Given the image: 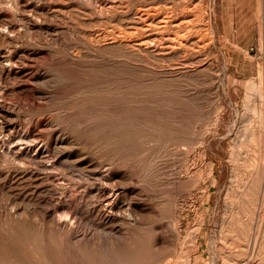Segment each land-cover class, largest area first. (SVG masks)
<instances>
[{"label":"rangeland","instance_id":"1","mask_svg":"<svg viewBox=\"0 0 264 264\" xmlns=\"http://www.w3.org/2000/svg\"><path fill=\"white\" fill-rule=\"evenodd\" d=\"M174 1L180 3L182 7V5L185 4V1H188V0H181V1L174 0ZM111 2L119 4V2H122V0H111ZM198 3H202L204 7V11L208 13V18L209 20H211L214 32H216L217 37L215 36L213 40L214 42L210 45V47L209 46L207 47V50H206L207 53L205 54L209 58V64L211 66L205 65L206 67L203 66L201 68L202 71L201 69L198 71L194 70L190 72L189 75L184 76V77L182 76V78L185 81L179 80L181 79V77L180 78L179 77L169 78L168 75H163V74L162 75L164 77L162 75H156V76L150 75L149 73L140 74L139 72L134 71L132 69L131 63L124 62L125 64H123V62L118 63L113 60H106V62L108 61L107 63L102 62L98 64V66L97 64L94 66H91L92 68L91 67L90 68L89 67L76 68L74 66H71L73 70L69 67L71 69L70 70L68 67L66 68L64 67L65 69H62V72L65 70L64 72H66L67 74L63 72L65 74L64 76V74L60 72L58 74L59 75L58 77H60L61 80L59 79V82H56L55 84L56 86H53V87L33 83L31 80V77L34 75L37 69H29V68L24 70L25 73L24 71L21 73V75L18 78L19 80L17 82L15 81V79H12L9 82L10 87H17V86L19 87V93L21 96L24 97L27 95L26 97H24V99L29 98L31 100V98H33L34 100L36 98L35 102L37 101L35 104L33 100L32 102L28 99H27L28 101L25 100L26 106H27L26 107L22 105L18 101V99L14 98L13 96H6L7 98L0 97V106H2L4 110H7L8 118L12 122L13 121L14 123L16 122L18 126L22 124L23 127H20V126L19 127L22 129H25L26 126L31 122V120L36 121L37 119H40V118L50 119L52 117L58 116L59 120L61 119L60 122L64 125L83 124L86 121L87 127H84V129H82L81 134L83 136L88 137L89 142L84 143L81 141L80 143L81 145L78 144L74 146L73 148H71L73 149L71 151L79 153L78 150H81L80 151L82 152L81 155L79 153L80 157L79 156L77 157L79 158L80 161H82L83 165H86L90 162L94 164L97 162H101L103 163V165L107 167L108 165L106 164L108 163L117 176L123 177V178L126 177L124 178V181L125 179L127 180L125 182L126 183L125 186L124 185L121 186V188L124 189V192H125L124 200L126 198L127 202H131L133 206L135 203L136 204L135 210L136 211L140 210L143 213L138 212L139 213L138 214L136 213L134 209H132V212H128L129 215L131 213V217H130L131 221L128 219H127L128 222H126L127 220L126 221L124 220L114 221L116 226H114L115 224L113 222L106 223L101 215L100 206H99V199H100V193H101L100 189L102 190V188L104 187V184H106L102 178V175L98 173L97 175L95 171H94L95 174H93L94 172L92 173L89 171L87 172V170L68 171V170H64V168H61L62 166L61 167L57 166V168L55 169V172L61 175H64V173L67 174V178L70 180V182L74 183L72 187V186L60 185L59 182H56L57 180L52 178V175L46 169L44 170L43 168L42 170V167L40 168V167L33 166L34 168L31 167L25 172L27 173L28 171L32 170L34 171L32 173L33 176L27 177L25 180H23L20 183V181H17L16 175L18 173H22L23 170L17 165L5 162L3 158L0 156V207L3 204V206L5 205L4 207L8 208L6 209L3 206H2L3 208L2 207L0 208V229H1L0 236L2 233L3 235H5V237L1 236L2 239L5 241V243L0 237V252H1L0 256L2 257V258L0 257V264H5V262L6 264H20V262L19 263L17 262L20 260H21V263L23 264H29V263L30 264H45V263L46 264H51V263L52 264L54 263L55 264H101V263L102 264H136V263L137 264H148V263L149 264H176L177 262H178L177 264H182V263L183 264H246V263L247 264H264V253H263L264 252V228H263L264 227V187H263L264 186V0H200L199 2H197V4ZM64 4L65 3H62V2L55 4L57 10L59 12L62 11L61 14L62 15L64 14V15H63L62 20H55V21L53 20V22L51 21L52 23L48 21H44V22L38 21L37 22L34 19H32V21H29L27 19V16L25 17L26 14H24L23 12L21 14L20 13L21 11H18V13H16L8 5L2 6L1 12L5 11L3 12L5 13L3 18L15 20L19 26L22 25L20 26L19 35L18 34L15 35L14 38L21 42H26V43L31 42L32 44H28V47L32 48L34 47L35 43L41 40L43 41L45 39H48L50 36L49 35L50 32L52 30H56V28H58L56 31L61 30L60 31L62 32L61 35L66 36V38H69L71 34H72L71 36H73L74 33H75L74 34L75 36L85 37V34L87 32L88 34H86V37L90 36L93 30L95 31L97 28L104 26L103 23H108V21H113V19L110 16H112V14L118 13L121 10V7L118 5L114 8H109L108 6L101 7L98 4H95L94 8L91 9V8H84L78 5L77 3H73V2L67 3L65 5ZM68 5H70V7ZM107 8H108V11H107ZM106 13H109V14H106ZM208 18H206L207 21H208ZM65 19L68 20L69 22L67 23ZM75 24L76 26L78 25V27H76ZM80 25L81 26L83 25V26L81 27ZM78 30L80 31L82 30L83 32L82 31L80 32ZM32 36H34V38ZM35 37L36 39L38 38V41L35 39ZM119 66H122V67L120 68ZM105 68L111 72H108ZM99 69H101L103 73L101 70H100L101 72H99L98 71ZM113 69L114 70L116 69L118 72L117 71L115 72ZM210 69L213 71L210 72ZM206 70H209V71H206ZM86 71L91 72V74L92 73L94 74L89 75L88 72ZM215 71L216 73H214ZM29 73L31 77H29ZM72 73L73 75H71ZM125 73H131V75L125 74ZM96 74H99V75H96ZM102 74H105V75H102ZM78 75H80L79 77L83 75V77L79 78ZM118 75H121L122 78ZM195 75L197 76L198 81L199 79H202V81L204 82L203 85L201 84L203 83L201 82V80H200L201 83L195 80L196 78ZM67 76H69L68 77L69 80H67ZM93 78H94V81H93ZM100 78L102 80L101 84L100 82H98L100 81ZM103 78L106 80H104ZM157 78L158 79L161 78V79L158 80ZM208 78H209V81H207ZM90 79L92 80L91 83L92 84L94 83L93 85L87 82ZM167 79L170 81H167ZM214 79L219 80V81H214ZM75 81L76 82L78 81V82L75 84L74 83ZM194 81H195V84H194ZM66 82L68 84H66ZM184 82H185V85H184ZM190 83H193V84H190ZM215 83L216 85L217 83L219 85L216 86ZM88 84H90V87L87 86ZM4 85L5 83L1 80V77H0V88L3 89ZM73 85H75V87H73ZM144 85L146 86L148 85V87L146 88L144 87ZM118 87H124V88L121 89ZM194 87L195 88L198 87V88L195 89ZM55 88H56V91H55ZM151 91H153L154 93L153 92L151 93ZM187 91L188 93L185 94V92ZM47 92L52 93L54 95L53 97L54 100L52 99L50 103L48 100L42 99L43 97L42 95H44ZM82 92H84L83 95H82ZM123 92L125 95H123ZM213 92H215L216 94L218 93L217 94L218 96L215 95V93ZM135 93L137 94L136 95L137 98L134 97ZM64 94L65 95L67 94L68 96L67 95L65 96ZM170 94L171 95L174 94V95L170 96ZM194 94H196V96ZM118 95L120 96L121 99L119 98ZM193 95L195 96L194 98H192ZM69 96H71V98L73 96L75 98L76 96H78L79 99L78 98L77 99L79 101L77 99H74L73 97V99L75 100L74 101L73 99L68 98ZM115 96H117L118 99ZM164 96L167 97L169 100H167V98H164ZM212 96H213V100L211 99ZM11 97L15 101L17 100L18 102L17 101L15 102ZM196 97L198 98V100ZM115 98L116 100L115 102H113ZM122 98L125 100V102L123 101ZM63 99L64 101L66 102L68 101V102L67 103L62 102ZM69 99H71L73 103L70 102L71 100ZM110 99H113V100H110ZM142 99H143V102H142ZM84 101H86V103ZM117 101L118 103L121 102L119 103L121 105L120 107ZM122 101L124 102V104L122 103ZM193 101L194 103H192ZM112 102L114 104H112ZM74 103L76 106L74 105ZM115 103L117 104V106ZM184 103H186L187 105ZM195 103L198 106L194 107ZM38 104H40V106ZM70 104L74 106H71ZM141 104H144V105H141ZM181 104H184V105H181ZM17 105H19L20 107ZM37 105L39 107H42L43 109H40ZM41 105H44V107ZM56 105H58V107ZM62 105H65V106H62ZM85 105H88V106L86 107ZM114 105L118 108H114ZM174 105L175 107H178V108H174ZM49 106L52 108H50ZM161 106H164V107L162 108ZM165 106H167L168 110ZM74 107H76L77 109ZM151 107H154V108H151ZM32 108L34 111L37 110L39 113L32 112L33 111ZM45 108L48 110L47 113L45 112ZM53 108H56V109H53ZM173 108L175 110H173ZM29 109H31V111ZM75 109H76V112H75ZM89 109H92V110L89 111L88 113L87 111ZM153 109L154 110L156 109L159 112V114L157 111H154ZM61 110L63 111L62 114H61L62 112ZM160 111H162L161 114H160ZM109 112H112V113H109ZM164 112L166 113V115ZM121 113L124 115L122 116ZM177 113L179 114L177 115ZM47 116L48 118H46ZM171 116L174 118H172ZM181 116L183 117L181 118ZM63 119H64V122H63ZM211 119H214V121ZM105 120H107L108 122H106ZM113 122H115L116 124ZM119 122L122 123V125L125 128L123 129L124 131L122 130L123 132L119 131V127H118L120 125ZM100 123H101V126H100ZM141 123L143 124V128H142ZM109 127H111L112 129H110ZM140 128L142 129L140 130ZM126 129L128 133L127 131H125ZM115 132L116 133L120 132L121 136H124L123 135L124 133H126V135L131 133V136H129V139L125 142H122V143L118 142L119 144L118 143L112 144L113 145V146L111 145L112 148L110 147V145L106 146V144L108 143V140L110 141L111 137L113 138L112 134H114ZM142 132H144L145 134ZM167 132L169 133V136L163 135V133L166 134ZM174 132H175V136L173 137L171 135H173ZM182 132H184L183 133L184 136ZM108 133H111V134H108ZM100 134L102 135L103 138L101 137ZM176 134H180V137L181 135L182 137L180 138L179 135L176 136ZM107 136L108 138L109 137L110 138L108 139ZM155 136H159L157 137L156 142L151 141L152 138H156ZM167 137H170V138H167ZM183 137L186 139V141L185 139H183ZM100 141L101 142L104 141L102 142L103 144ZM98 142H100V144H98ZM92 143L94 146L92 145ZM170 144H171V147H170ZM122 145L124 147H122ZM172 145H175L176 147ZM183 146H185L186 148ZM178 147L180 149H178ZM182 147H183V151L181 149ZM174 148L177 150H175ZM103 150L105 151V153ZM180 151H182V153ZM1 159L3 161H1ZM104 161H105V164H104ZM153 161H155V163ZM151 168L152 169L154 168V169L152 170ZM56 170L59 172H57ZM147 174L148 176H146ZM36 175H38L39 177ZM44 177H48V178L44 179ZM78 177L80 178L82 177V178L79 179ZM233 177H235V179ZM5 178L7 182L5 181ZM130 178L132 180H129ZM25 184L26 186H24ZM36 185L37 187H34ZM14 186L16 187L14 188ZM98 187H100L99 191H98ZM41 190L43 193L40 192ZM137 195H139V197H137ZM154 197L156 198L158 197L159 199L158 198L156 199ZM11 199H13L14 201ZM57 199H60V200L62 199V200L60 202V200H57ZM174 199H175V202H174ZM54 202H57V203H54ZM49 203L51 204L54 203V204L49 205ZM30 204L31 206H29ZM42 204H45V205L43 206ZM70 207L72 208L70 209ZM66 208L68 209V213L71 212L68 215H70V221L72 220L73 224L70 221H69V224H67L66 222L64 223L59 220V217H60L59 214L63 216V213L64 214L67 213ZM29 210H30V213H29ZM169 210L171 211L172 214L170 213ZM44 212L46 213L44 214ZM11 213H13L14 215ZM144 215L145 216L147 215V216L145 217ZM170 215H172L173 217H171ZM44 216L45 217L48 216V217L45 218ZM25 217L28 218V220L25 219ZM80 217H82V219ZM98 217L102 220H100ZM83 218H86V220ZM259 218L263 221H261ZM49 219H51L52 222L49 221ZM40 221L42 224L40 223ZM129 222L131 226H128L129 224L127 223ZM34 223H37V225H35ZM121 223H123L124 225ZM11 224L13 227H11ZM78 224L80 226H78ZM136 224L140 225L138 226L139 228L136 227ZM43 225L44 226L46 225L45 228L43 227ZM100 225L102 226V228ZM158 226H160V228H162L163 226V228L160 229ZM259 227H261L262 229H260ZM6 229H8V231ZM103 229L104 230L106 229L105 231L106 232L108 231V232L106 233L104 231L103 233ZM109 229H111L112 232ZM32 230L35 232V234H33ZM51 230H54V231L51 232ZM173 230L174 232L175 231L176 232L174 233ZM110 232L111 234L108 235ZM172 232L175 234V235L173 234L174 236H172L171 234ZM46 233L49 235L47 236ZM19 234L20 236H17ZM40 234H42V236L45 235V238L42 237ZM115 234L116 236L118 235L119 237L118 236L115 237ZM255 234L258 236H255ZM74 235H76L75 237L77 236L78 237L75 238L73 237ZM112 235H114V237ZM109 236H112L113 238L111 239V237ZM122 236L124 240L121 238ZM25 237L27 240L25 239ZM47 237L48 238L50 237V238L48 239ZM104 237L105 238L108 237V238L104 240L105 239ZM34 238H36L37 240H35ZM42 238H44V240ZM46 238L48 241L46 240ZM19 239L20 240L22 239V240L20 241ZM109 239H111L112 241H110ZM175 239L176 241L178 240V242H176ZM10 241H12L14 246L12 244L11 245L15 247L14 249L10 245L11 243ZM162 241H165V244ZM170 241L172 242L171 244H170ZM15 242H17V246H15L16 245ZM25 242L28 244L27 246L26 245L24 246L23 243ZM54 242H56L57 244H55ZM157 243L159 245H156ZM166 243H169L170 246ZM20 245L24 246L26 250L24 249V247H21ZM102 247L105 250H103ZM4 248H5V251L7 250V252L3 251ZM32 248L35 250H33ZM149 248L150 249L152 248V250H150ZM18 250H20V253L18 252ZM83 250L86 251V253ZM14 251L15 253H13ZM44 251L46 253H44ZM51 251L54 253H52ZM150 251H153V252H150ZM33 252L35 253V256L39 258L37 259L40 261H37V259L33 255L34 254ZM88 252H90L91 254H89ZM7 253H9V255L10 256L12 255V256L9 257ZM14 254H15V257H14ZM32 255L35 260L33 258L32 259L29 258V257H32ZM17 256L20 257V259ZM45 256L47 258L49 257V259H46ZM103 256H105V259ZM156 256L158 257L156 258ZM86 257H88V259ZM9 258L11 259L7 260ZM12 258L14 259L13 261H12ZM136 258H138L139 261ZM15 259H18V260H15ZM47 260H49L48 261L49 263L47 262ZM132 260H134V262L136 263H132L133 262ZM162 260L164 263L162 262Z\"/></svg>","mask_w":264,"mask_h":264},{"label":"bare ground","instance_id":"2","mask_svg":"<svg viewBox=\"0 0 264 264\" xmlns=\"http://www.w3.org/2000/svg\"><path fill=\"white\" fill-rule=\"evenodd\" d=\"M76 1V2H75ZM181 1V0H180ZM200 1V0H199ZM198 0H188L185 1V4L182 5L175 2L174 0H122V2H119V4L113 3L111 2V0H0V77L1 80L5 83L3 89L0 90V97H6V96H13L14 98H17L18 101L26 106V102L25 100H30L29 98L24 99V97L26 96H21L19 93V87H10L9 86V82L12 79H15V81L17 82L19 79V76L21 75V73L29 68V69H37L36 72L34 73V75L31 77L30 73H29V77H31V80L33 83L36 84H40V85H47V86H56V82H59L60 77H58L59 73L62 72V69H65L66 67H70L72 69L71 66H74L76 68L78 67H91L97 64H100L102 62H106V60H113L116 61L118 63H122L125 64L126 63H131L132 65V69L134 71L139 72L140 74L142 73H149L150 75H168L169 78L170 77H181V79L179 80H184L182 78V76H187L189 75L190 72L194 71V70H200L203 66L206 67L205 65H209V58L205 55L207 52V47L214 42V38L216 36V32H214L213 29V25L211 23V20H209L208 18V13L206 11H204V7L202 5V3H198ZM77 3L78 5L84 7V8H94L95 4H98L101 7L104 6H108L109 8H114L117 5L121 7V10L118 13L112 14V16H110L113 21H108V23H103L104 26L97 28L95 31L93 30L92 33L90 34V36L86 37V34H88L86 32L85 37H79V36H75L73 34V36L70 35L69 38H66V36H62L60 32L61 30L56 31L58 28H56V30H52L50 32V36L48 39L45 40H41L37 43L34 44V47L30 48L28 47V44H32L31 42H21L16 40L14 37L15 35H19L20 33V26L22 25H18L17 22L15 20L12 19H7V18H3L4 14L1 9L2 6L4 5H8L12 8V10H14L16 13H18V11H21L20 13L22 14V12L25 15V17L27 16V19L29 21H32V19H34L35 21H48V22H53V20H62L63 19V15L61 14V12H59L56 8L57 3ZM118 3V2H117ZM184 3V2H183ZM64 4V5H65ZM63 5V6H64ZM70 7V5H68ZM73 6V5H72ZM65 7V6H64ZM97 8V7H96ZM118 8V7H117ZM116 8V9H117ZM65 9V8H64ZM70 9V8H69ZM68 10V9H67ZM76 11V10H74ZM102 11V10H101ZM108 11V8H107ZM14 12V13H15ZM72 12V11H71ZM113 12V11H112ZM111 12V13H112ZM10 13V12H9ZM75 14V13H74ZM109 14V13H106ZM10 15V14H9ZM67 15V14H66ZM73 15V14H72ZM8 16V15H6ZM22 16V15H21ZM107 16V15H105ZM79 17V16H78ZM206 18H208V21L206 20ZM99 19V18H98ZM66 20V19H65ZM67 23L69 22L68 20H66ZM83 21V20H82ZM91 21V20H90ZM36 22V23H37ZM51 22V23H52ZM85 22V21H84ZM214 23V22H213ZM26 24V23H25ZM29 24V22H28ZM38 24V23H37ZM43 24V23H41ZM74 24V23H73ZM77 24V23H76ZM75 24V26H76ZM52 25V24H51ZM27 26V25H26ZM30 26V25H29ZM32 26V25H31ZM36 26V25H35ZM46 26V25H45ZM50 26V25H49ZM56 26V25H55ZM81 26V25H80ZM83 26V25H82ZM81 26V27H82ZM99 26V25H98ZM43 27V26H42ZM78 27V25L76 26ZM45 28V27H44ZM63 28V27H62ZM215 28V27H214ZM40 29V28H39ZM66 29V28H65ZM76 29V28H75ZM46 30V29H45ZM69 30V29H68ZM67 30V31H68ZM85 30V29H83ZM91 30V29H90ZM31 31V30H30ZM64 31V30H63ZM75 31V30H74ZM80 31V30H78ZM82 31V30H81ZM80 31V32H81ZM27 32V31H26ZM42 32V30H41ZM83 32V31H82ZM64 33V32H63ZM79 33V32H77ZM81 34V33H80ZM214 34V35H213ZM78 35V34H77ZM20 37V36H18ZM17 37V38H18ZM34 38V36H32ZM68 37V36H67ZM217 37V36H216ZM31 38V37H29ZM36 39V37H35ZM40 39V38H39ZM43 39V38H42ZM23 40V39H22ZM38 41V38L36 39ZM35 40V41H36ZM32 41V40H31ZM212 48V47H211ZM210 49V48H209ZM211 50V49H210ZM209 50V51H210ZM209 53V52H208ZM216 54V53H215ZM43 59V60H42ZM220 60V59H219ZM108 62V61H107ZM106 62V63H107ZM110 64V63H109ZM227 64V63H226ZM117 65V64H116ZM208 66V67H209ZM227 66V65H226ZM65 67V68H64ZM111 67V66H110ZM120 68L122 66H119ZM118 67V68H119ZM128 67V66H127ZM125 67V68H127ZM69 68V69H70ZM92 68V67H91ZM114 68V67H112ZM117 68V69H118ZM210 68V67H209ZM212 68V67H211ZM70 69V70H71ZM106 69V68H105ZM111 69V68H110ZM129 69V68H127ZM206 69V68H205ZM68 70V69H67ZM69 70V71H70ZM73 70V69H72ZM78 70V69H77ZM101 69H99L98 71H100ZM104 70V69H103ZM107 70V69H106ZM114 70V69H113ZM124 70V69H123ZM132 70V71H133ZM65 71V70H64ZM63 71V72H64ZM108 71V70H107ZM106 71V72H107ZM115 72L117 71L116 69L114 70ZM120 71V70H119ZM202 71V69H201ZM209 71V70H206ZM213 70L210 69V72H212ZM62 72V73H63ZM74 72V71H72ZM78 72V71H77ZM88 72V71H86ZM95 72V71H94ZM111 72V71H108ZM118 72V71H117ZM25 73V71H24ZM66 73V72H64ZM63 73V74H64ZM83 73V72H82ZM103 73V71H102ZM120 73V72H119ZM197 73V72H196ZM216 73V71L214 72ZM224 73V72H223ZM67 74V73H66ZM78 74V73H77ZM89 75H92L94 73L91 74V72H88ZM125 74H129L131 75V73H125ZM135 74V73H133ZM194 74V73H193ZM198 74V73H197ZM202 74V73H201ZM73 75V73L71 74ZM76 75V73H75ZM74 75V76H75ZM99 75V74H96ZM105 75V74H102ZM111 75V74H110ZM114 75V74H112ZM139 75V74H138ZM162 75V76H163ZM211 75V73H210ZM215 75V74H213ZM23 76V75H22ZM21 76V77H22ZM65 76V74H64ZM72 76V77H74ZM80 75H78L79 77ZM101 76V75H100ZM117 76V75H116ZM121 77V75H118ZM140 76V75H139ZM196 76V75H195ZM194 76V77H195ZM28 77V75H27ZM69 76H67V80ZM83 77V75L81 76ZM79 77V78H81ZM95 77V76H93ZM104 77V76H102ZM101 77V78H102ZM115 77V76H114ZM158 77V76H157ZM160 77V76H159ZM164 77V76H163ZM193 77V76H192ZM199 77V76H198ZM62 78V77H61ZM92 78V77H91ZM101 78H100V84H101ZM116 78V77H115ZM122 78V77H121ZM120 78V79H121ZM125 78V77H124ZM129 78V77H128ZM132 78V77H131ZM136 78V77H135ZM139 78V77H137ZM151 78V77H150ZM162 78V77H161ZM159 78V79H161ZM188 78V77H186ZM185 78V79H186ZM197 78V76H196ZM195 80L198 81V78ZM214 78V77H213ZM220 78V77H219ZM30 79V78H28ZM97 79V78H96ZM99 79V77H98ZM104 79V78H103ZM112 79V78H111ZM127 79V78H126ZM148 79V78H147ZM152 79V78H151ZM158 79V78H157ZM158 79V80H159ZM164 79V78H163ZM174 79V78H173ZM190 79V78H189ZM212 79V78H211ZM61 80V79H60ZM75 80V79H74ZM86 80V79H85ZM106 80V79H104ZM109 80V79H108ZM115 80V79H114ZM123 80V79H122ZM133 80V79H132ZM131 80V81H132ZM157 80V81H158ZM175 80V79H174ZM173 80V81H174ZM194 80V79H193ZM192 80V81H193ZM203 82L202 79H199L198 82ZM204 80V79H203ZM23 81V80H22ZM30 81V80H29ZM28 81V82H29ZM82 81V80H81ZM91 79L87 82L91 83ZM94 81V78H93ZM134 81V80H133ZM136 81V80H135ZM143 81V80H142ZM149 81V80H148ZM155 81V80H154ZM166 81V79H165ZM167 81H170L167 79ZM185 81V80H184ZM196 81V82H197ZM207 81H209V78L207 79ZM214 81H219V80H215ZM13 82V81H12ZM11 82V83H12ZM78 82V81H77ZM76 81L74 82L75 84L77 83ZM86 82V81H85ZM86 82V83H87ZM140 82V81H139ZM147 82V81H146ZM156 82V81H155ZM182 82V81H181ZM191 82V81H189ZM200 82V83H201ZM20 83V82H19ZM97 83V82H96ZM142 83V82H141ZM187 83V81H186ZM198 83V84H200ZM21 84V83H20ZM66 84H68L66 82ZM90 84H88L87 86L90 87ZM94 84V83H93ZM92 84V85H93ZM103 84V83H102ZM108 84V83H106ZM152 84V83H151ZM150 84V85H151ZM161 84V83H160ZM182 84V83H181ZM193 84V83H190ZM195 84V81H194ZM202 85L204 84L201 83ZM63 85V84H62ZM72 85V84H71ZM82 85V83H81ZM97 85V84H95ZM136 85V84H135ZM138 85V84H137ZM169 85V83H168ZM175 85V84H174ZM183 85V84H182ZM185 85V82H184ZM183 85V86H184ZM188 85V84H187ZM201 85V86H202ZM216 85V83H215ZM219 84L217 83L216 86H218ZM20 86V85H19ZM29 86V85H28ZM33 86V85H32ZM99 86V85H97ZM109 86V85H108ZM112 86V85H111ZM110 86V87H111ZM155 86V85H154ZM197 86V85H196ZM37 87V86H36ZM73 87H75V85H73ZM94 87V86H93ZM144 87H148V85H144ZM151 87V86H150ZM157 87V86H156ZM155 87V88H156ZM160 87V86H159ZM175 87V86H174ZM68 88V87H67ZM87 88V87H86ZM107 88V87H105ZM118 88H124V87H118ZM170 88V87H169ZM179 88V87H178ZM177 88V89H178ZM181 88V86H180ZM183 88V87H182ZM195 88V87H194ZM193 88V89H194ZM198 88V87H196ZM195 88V89H196ZM21 89V88H20ZM28 89V88H27ZM80 89V88H79ZM83 89V88H82ZM85 89V88H84ZM109 89V88H108ZM150 89V88H149ZM185 89V88H184ZM23 90V88H22ZM39 90V89H38ZM70 90V89H69ZM68 90V91H69ZM87 90V89H86ZM151 90V89H150ZM157 90V89H156ZM169 90V89H168ZM172 90V89H171ZM175 90V89H173ZM183 90V89H182ZM213 90V89H212ZM25 91V90H24ZM27 91V90H26ZM30 91V90H28ZM46 91V89H45ZM56 91V88H55ZM75 91V90H74ZM83 91V90H81ZM104 91V90H103ZM160 91V90H159ZM162 91V90H161ZM177 91V90H175ZM186 91V90H185ZM194 91V90H193ZM214 91V90H213ZM50 92V91H49ZM54 92V91H53ZM58 92V91H57ZM87 92V91H86ZM99 92V91H98ZM131 92V90H130ZM129 92V93H130ZM149 92V91H147ZM153 91H151L152 93ZM209 92V91H208ZM207 92V93H208ZM219 92V91H218ZM22 93V92H21ZM24 93V92H23ZM26 93V92H25ZM40 93V92H39ZM76 93V92H75ZM84 92H82L83 95ZM102 93V92H101ZM117 93V92H116ZM128 93V94H129ZM141 93V92H140ZM139 93V94H140ZM154 93V92H153ZM163 93V92H162ZM169 93V92H168ZM172 93V91H171ZM188 93L185 92V94ZM191 93V92H189ZM215 93V92H213ZM44 94V93H43ZM68 94V93H67ZM66 94V95H67ZM70 94V93H69ZM78 94V93H77ZM81 94V93H80ZM127 94V93H126ZM133 94V93H131ZM138 94V96H139ZM148 94V93H147ZM161 94V93H160ZM175 94V93H174ZM173 94V95H174ZM184 94V93H183ZM182 94V95H183ZM197 94V93H196ZM196 94H194L196 96ZM218 94V93H217ZM215 93V95H217ZM23 95V94H22ZM33 95V94H31ZM65 95V94H64ZM65 95V96H66ZM71 95V94H70ZM74 95V94H73ZM99 95V94H98ZM103 95V94H102ZM101 95V96H102ZM115 95V94H114ZM117 95V94H116ZM123 95L124 92H123ZM137 94L135 93V96ZM141 95V94H140ZM170 94V96H173ZM193 95L192 98H194L195 96ZM199 95V93H198ZM40 96V95H39ZM42 99H46L50 101L53 99L54 95L52 93H45L44 95H42ZM68 96V95H67ZM119 96V95H118ZM169 96V97H170ZM214 96V95H213ZM213 96H212V100H213ZM218 96V95H217ZM34 97V96H33ZM62 97V96H61ZM74 97V96H73ZM73 97L71 98V96H69L68 98L73 99ZM80 97V96H79ZM87 97V96H86ZM117 97V96H115ZM126 97V96H125ZM185 97V96H184ZM198 97V96H197ZM196 97V98H197ZM200 97V96H199ZM205 97V96H204ZM7 98V97H6ZM12 98V97H11ZM57 98V97H56ZM78 96H76V98L74 97V99H77ZM83 98V96H82ZM81 98V99H82ZM91 98V97H89ZM109 98V97H108ZM120 98V96H119ZM124 98V97H123ZM122 98V99H123ZM141 98V97H140ZM149 98V96H148ZM155 98V97H154ZM164 98H167L164 96ZM171 98V97H170ZM190 98V97H189ZM3 99V98H2ZM10 99V98H8ZM13 99V98H12ZM11 99V100H12ZM36 99V98H35ZM35 99L33 100V98H31V102L32 100L35 102ZM40 99V98H39ZM69 99V100H71ZM73 99V100H74ZM79 99V98H78ZM77 99V100H78ZM80 99V100H81ZM103 99V98H102ZM118 99V97H117ZM121 99V98H120ZM119 99V100H120ZM131 99V98H130ZM152 99V98H151ZM161 99V97H160ZM172 99V98H171ZM170 99V100H171ZM204 99V98H203ZM10 100V101H11ZM14 100V99H13ZM27 100V101H28ZM54 100V99H53ZM57 100V99H55ZM66 100V99H65ZM90 100V99H89ZM96 100V99H95ZM113 100V99H110ZM116 98L114 99L113 102H115ZM167 100H169L167 98ZM187 100V99H186ZM198 100V98H197ZM200 100V99H199ZM210 100V99H209ZM15 101V100H14ZM17 101V100H16ZM15 101V102H16ZM17 101V102H18ZM42 101V100H41ZM75 101V100H74ZM79 101V100H78ZM82 101V100H81ZM123 101L125 102V100L123 99ZM122 101V103L124 104V102ZM129 101V100H128ZM127 101V102H128ZM137 101V100H136ZM145 101V100H144ZM150 101V100H149ZM161 101V100H160ZM219 101V100H218ZM4 102V101H3ZM37 102V101H36ZM35 102V104H36ZM64 103H67L66 101H63ZM72 102V100L70 101ZM69 102V103H70ZM86 103V101H84ZM112 102V104H114ZM138 102V101H137ZM143 102V99H142ZM156 102V101H154ZM191 102V101H190ZM9 103V102H8ZM29 103V102H27ZM54 103V102H53ZM63 103V104H64ZM73 103V102H72ZM77 103V102H76ZM110 103V102H109ZM118 103V101H117ZM121 103V102H119ZM118 103V104H119ZM132 103V102H131ZM136 103V102H135ZM149 103V102H148ZM158 103V102H157ZM162 103V102H161ZM164 103V102H163ZM175 103V102H174ZM173 103V104H174ZM194 103V101L192 102ZM11 104V103H10ZM31 104V103H30ZM34 104V105H35ZM42 104V103H41ZM44 104V103H43ZM56 104V103H55ZM62 104V103H60ZM83 104V103H82ZM81 104V105H82ZM116 104V103H115ZM127 104V103H126ZM134 104V103H133ZM140 104V103H139ZM176 104V103H175ZM178 104V103H177ZM186 104V103H184ZM181 104V105H184ZM199 104V102H198ZM202 104V103H201ZM5 105V104H4ZM14 105V104H13ZM21 105V106H22ZM32 105V104H31ZM40 106V104H38ZM37 105V106H38ZM47 105V104H46ZM52 105V104H51ZM54 105V104H53ZM59 105V104H58ZM58 105H56L58 107ZM67 105V104H66ZM71 105V104H70ZM75 105V103H74ZM71 105V106H74ZM97 105V104H96ZM99 105V104H98ZM102 105V103H101ZM132 105V104H131ZM144 105V104H141ZM180 105V104H179ZM187 105V104H186ZM8 106V105H7ZM6 106V107H7ZM19 106V105H17ZM38 106V107H39ZM44 107V105H41ZM48 106V105H47ZM65 106V105H62ZM70 106V107H71ZM76 106V105H75ZM86 107L88 105H85ZM91 106V105H90ZM108 106V105H107ZM117 106V104H116ZM114 105V108H118ZM121 105L119 104V107ZM147 106V105H146ZM150 106V105H149ZM171 106V105H170ZM198 106L196 103L194 104V107ZM224 106V105H223ZM5 107V106H4ZM20 107V106H19ZM27 107V106H26ZM46 107V106H45ZM50 107V106H49ZM48 107V109H49ZM55 107V106H54ZM69 107V105H68ZM67 107V108H68ZM92 107V106H91ZM90 107V108H91ZM94 107V106H93ZM134 107V106H133ZM162 108L164 106H161ZM167 108V106H165ZM200 107V106H199ZM23 108V107H22ZM35 108V107H33ZM32 108V110H33ZM40 109H43L42 107H39ZM47 108V107H46ZM45 108V112L47 113V109ZM52 108V107H50ZM64 108V107H63ZM66 108V109H67ZM72 108V107H71ZM76 108V107H74ZM89 108V107H88ZM154 108V107H151ZM161 108V109H162ZM172 108V107H170ZM174 108H178L175 107ZM173 108V110H175ZM183 108V107H182ZM27 109V108H26ZM56 109V108H53ZM61 109V108H60ZM77 109V108H76ZM75 109V112H76ZM98 109V108H97ZM105 109V108H104ZM146 109V107H145ZM31 111V109H29ZM28 110V111H29ZM63 110V109H62ZM61 110V111H62ZM70 110V109H69ZM92 109H89L87 112L89 113V111H91ZM109 110V109H108ZM117 110V109H115ZM126 110V109H125ZM132 110V108H131ZM151 110V109H150ZM154 110V109H153ZM152 110V111H153ZM163 110V109H162ZM168 110V108H167ZM166 110V111H167ZM179 110V109H178ZM182 110V109H181ZM180 110V111H181ZM186 110V109H185ZM189 110V109H188ZM193 110V108H192ZM208 110V109H207ZM24 111V110H23ZM27 111V112H28ZM52 111V110H51ZM59 111V112H61ZM79 111V110H78ZM77 111V112H78ZM143 111V110H142ZM154 111H157L156 109ZM171 111V110H170ZM169 111V112H170ZM187 111V110H186ZM12 112V111H11ZM32 112H38L36 111H32ZM42 112V111H41ZM40 112V113H41ZM50 112V111H49ZM95 112V111H94ZM119 112V111H118ZM121 112V110H120ZM127 112V111H126ZM158 112V111H157ZM162 111H160L161 114ZM168 112V111H167ZM174 112V111H172ZM178 112V111H177ZM202 112V111H201ZM207 112V111H206ZM39 113V112H38ZM58 113V112H57ZM63 113V111L61 112V114ZM71 113V112H70ZM83 113V112H82ZM85 113V112H84ZM86 113V114H88ZM91 113V112H90ZM97 113V112H96ZM112 113V112H109ZM117 113V112H116ZM123 113V112H122ZM121 115L123 116L124 114ZM165 113V112H164ZM163 113V115H164ZM185 113V112H184ZM11 114V113H10ZM15 114V113H14ZM29 114V113H28ZM72 114V113H71ZM79 114V113H78ZM92 114V113H91ZM155 114V112H154ZM159 114V112H158ZM179 113H177L178 115ZM183 114V113H182ZM203 114V113H202ZM20 115V114H19ZM49 115V114H48ZM75 115V114H73ZM98 115V114H97ZM100 115V114H99ZM111 115V114H110ZM113 115V114H112ZM115 115V113H114ZM119 115V113H118ZM166 115V113H165ZM176 115V114H174ZM189 115V114H188ZM11 116V115H10ZM24 116V115H22ZM45 116V115H44ZM65 116V115H64ZM72 116V115H71ZM117 116V114H116ZM151 116V115H150ZM156 116V115H155ZM162 116V115H161ZM180 116V115H179ZM178 116V117H179ZM190 116V115H189ZM61 117V116H60ZM75 117V116H74ZM81 117V116H80ZM107 117V116H106ZM120 117V115H119ZM147 117V116H146ZM164 117V116H163ZM170 117V115H169ZM172 117V116H171ZM183 116H181L182 118ZM187 117V116H186ZM211 117V116H210ZM219 117V116H218ZM19 118V117H18ZM33 118V117H32ZM48 118V116L46 117ZM77 118V117H76ZM122 118V117H121ZM166 118V116H165ZM174 118V117H172ZM176 118V117H175ZM212 118V117H211ZM214 118V117H213ZM217 118V117H216ZM220 118V117H219ZM36 119V118H35ZM71 119V118H70ZM79 119V118H78ZM100 119V118H99ZM126 119V118H125ZM137 119V118H136ZM168 119V118H167ZM171 119V118H170ZM169 119V120H170ZM215 119V118H214ZM214 119H211L214 121ZM26 120V119H25ZM61 120V119H60ZM59 117H52L50 119H45V118H40L37 119L36 121L31 120V122L26 126L25 129H22L20 127H23V125H17L16 122L14 123V121L12 122L9 118H8V113L7 110H4L2 106H0V156L3 158V160L5 162L14 164L19 166L22 170L20 172L22 173H18L16 175V179L17 181H20V183L25 180L27 177L29 176H33L32 173L34 171H28L27 173H25L29 168L35 166V167H42V170L44 168V170L46 169L51 175L52 178H54L55 180H57L56 182H59L60 185H66V186H72L74 185V183L70 182V180L67 178V174L64 173V175H61L59 173L55 172V169L57 168V166L64 168V170H68V171H83V170H87V172H96V174H100L102 175L103 180L105 181L106 184H104V187L102 188V190L100 189L101 193H100V199H99V206H100V212L101 215L103 217V219L105 220L106 223H110L117 220H124L126 221L127 219L130 220L131 218V213L129 215L128 212H132V209L135 210L136 204L134 203V206L131 202H127V199L125 198L124 200V189L121 188L122 185L125 186V182L127 181L124 178L126 177H119L116 175V173L112 170V168L109 166V164L107 163L106 165H108L107 167L105 165H103V163L101 162H97V163H88L86 165H83L82 161L79 160V158L77 156H79V153L81 155L82 152H80L81 150H78L79 153L76 152H72L71 148H73L76 145H81V141L84 143H88L89 142V138L86 136H83L81 134L82 129H84V127H87V122L85 121L83 124H69V125H64L60 122ZM74 120V119H73ZM119 120V119H118ZM129 120V119H128ZM157 120V119H156ZM173 120V119H172ZM180 120V119H179ZM177 120V121H179ZM70 121V120H69ZM77 121V120H76ZM106 122H108L107 120H105ZM133 121V120H132ZM64 122V119H63ZM71 122V121H70ZM116 122V121H115ZM113 122V123H115ZM124 122V121H123ZM127 122V121H126ZM131 122V121H130ZM169 122V121H168ZM23 123V122H22ZM120 123V122H119ZM66 124V123H65ZM68 124V123H67ZM104 124V123H103ZM108 124V123H107ZM116 124V123H115ZM140 124V123H139ZM142 124V123H141ZM145 124V123H144ZM118 125V124H117ZM134 125V124H132ZM90 126V125H89ZM101 126V123H100ZM111 126V125H110ZM128 126V125H127ZM152 126V124H151ZM150 126V127H151ZM25 127V126H24ZM83 127V128H82ZM92 127V126H91ZM119 127V131H122L124 128V126L122 125V123H120ZM132 127V126H131ZM130 127V128H131ZM136 127V126H134ZM140 127V126H139ZM162 127V126H161ZM110 129H112L111 127H109ZM128 128V127H127ZM133 128V127H132ZM142 128H143V124H142ZM140 128V130L142 129ZM149 128V127H148ZM154 128V127H153ZM88 129V128H87ZM102 129V128H101ZM100 129V130H101ZM129 129V128H128ZM138 129V128H136ZM145 129V128H144ZM177 129V128H176ZM150 130V129H149ZM148 130V131H149ZM183 130V129H182ZM99 131V130H97ZM124 131V130H123ZM122 131V132H123ZM127 131V129L125 130ZM130 131V130H129ZM132 131V130H131ZM181 131V130H180ZM186 131V130H185ZM184 131V132H185ZM95 132V131H94ZM182 132V134L184 133ZM190 132V131H189ZM208 132V131H206ZM63 133V134H62ZM107 133V132H106ZM112 133V132H111ZM108 133V134H111ZM128 133V131H127ZM130 133V132H129ZM144 133V132H142ZM158 133V132H157ZM168 133V132H167ZM169 136V133L168 135ZM177 133V132H176ZM91 134V133H90ZM104 134V133H103ZM145 134V133H144ZM181 134V133H180ZM180 134H176L179 135ZM204 134V133H203ZM63 135V136H62ZM67 135V136H66ZM101 135V134H100ZM99 135V136H100ZM124 136H121L120 132H115L114 134H112L113 138L111 137L110 141L108 140L107 145H111L115 144V143H122L125 142L129 139V136H131L130 134L124 133ZM134 135V134H133ZM138 135V134H137ZM148 135V134H147ZM155 135V134H154ZM98 136V137H99ZM121 136V137H120ZM135 136V135H134ZM165 136V137H166ZM171 136H175V132L173 135ZM184 136V134H183ZM197 136V135H196ZM202 136V135H201ZM90 137V136H89ZM97 137V136H96ZM102 137V135H101ZM124 137V138H123ZM145 137V136H144ZM156 138H152L151 141H155L157 140V137L159 136H155ZM178 137V138H179ZM182 137V135H181ZM180 137V138H181ZM103 138V137H102ZM108 138V136H107ZM110 138V137H109ZM108 138V139H109ZM131 138V137H130ZM170 138V137H167ZM202 138V137H201ZM93 139V138H92ZM98 139V138H97ZM100 139V138H99ZM133 139V138H132ZM151 139V138H150ZM162 139V138H161ZM165 139V138H164ZM175 139V138H174ZM173 139V140H174ZM183 139H185L183 137ZM192 139V138H191ZM203 139V138H202ZM205 139V138H204ZM131 140V139H130ZM180 140V139H179ZM105 141V140H104ZM102 141V142H104ZM186 141V139H185ZM201 141V140H200ZM199 141V142H200ZM101 142V141H100ZM100 142H98V144H100ZM101 142V143H102ZM144 142V141H142ZM173 142V141H172ZM179 142V141H177ZM182 142V141H181ZM91 143V142H90ZM168 143V141H167ZM103 144V143H102ZM119 144V143H118ZM149 144V143H148ZM152 144V143H151ZM93 145V143H92ZM145 145V144H144ZM155 145V144H154ZM176 145V144H175ZM175 145H172L174 147H176ZM200 145V144H199ZM94 146V145H93ZM96 146V145H95ZM105 146V147H106ZM113 146V145H112ZM180 146V145H179ZM109 147V148H110ZM116 147V146H115ZM122 147H124L122 145ZM141 147V146H140ZM157 147V146H156ZM171 147V144H170ZM185 147V146H183ZM183 147L181 148L183 151ZM196 147V146H195ZM108 148V149H109ZM112 148V147H111ZM137 148V147H136ZM186 148V147H185ZM103 149V148H102ZM117 149V148H116ZM121 149V147H120ZM126 149V148H125ZM145 149V148H144ZM156 149V148H155ZM175 149V148H174ZM178 149H180L178 147ZM69 150V151H68ZM76 150V149H75ZM93 150V149H91ZM129 150V149H128ZM148 150V149H147ZM177 150V149H175ZM197 150V149H196ZM67 151V152H66ZM83 151V150H82ZM104 151V150H103ZM102 151V152H103ZM124 151V150H123ZM182 151H180L182 153ZM84 152V151H83ZM189 152V150H188ZM105 153V151H104ZM103 153V154H104ZM112 153V152H111ZM131 153V151H130ZM165 153V152H164ZM118 154V153H117ZM180 155V154H179ZM241 155V154H240ZM168 156V155H167ZM170 156V155H169ZM80 157V156H79ZM91 157V156H90ZM182 157V156H181ZM87 158V157H85ZM103 158V157H102ZM107 158V157H106ZM105 158V159H106ZM263 158V157H262ZM95 159V158H94ZM157 159V158H156ZM1 159V161H3ZM93 160V159H92ZM155 160V159H154ZM256 160V159H255ZM90 161V160H89ZM94 161V160H93ZM155 163V161H153ZM114 163V161H113ZM105 164V161H104ZM111 165V164H110ZM120 165V164H119ZM234 166V165H233ZM123 167V166H122ZM34 168V167H33ZM150 168V167H149ZM184 168V167H183ZM182 168V169H183ZM238 168V167H237ZM142 169V168H141ZM152 169V168H151ZM154 169V168H153ZM152 169V170H153ZM36 170V169H35ZM60 170V169H59ZM57 171V170H56ZM117 171V170H115ZM122 171V170H121ZM239 171V170H238ZM258 171V170H257ZM2 172V171H1ZM46 172V171H45ZM59 172V171H57ZM86 172V171H85ZM95 172L93 174H95ZM127 172V171H126ZM141 172V171H140ZM176 172V171H175ZM11 173V172H10ZM16 173V172H15ZM38 173V172H37ZM151 173V172H150ZM12 174V173H11ZM31 174V175H29ZM43 174V173H41ZM69 174V173H68ZM97 174V175H98ZM129 174V172H128ZM127 174V175H128ZM181 174V173H180ZM183 174V173H182ZM13 175V174H12ZM123 175V174H122ZM144 175V174H142ZM4 176V175H3ZM9 176V175H8ZM38 176V175H36ZM41 176V175H40ZM74 176V175H73ZM88 176V175H87ZM91 176V174H90ZM94 176V175H93ZM96 176V175H95ZM148 176V174L146 175ZM166 176V175H165ZM172 176V175H171ZM175 176V175H174ZM247 176V175H246ZM258 176V175H257ZM6 177V176H5ZM39 177V176H38ZM128 177V176H127ZM131 177V176H130ZM155 177V176H154ZM160 177V176H159ZM163 177V176H162ZM178 177V176H177ZM183 177V176H182ZM13 178V177H12ZM48 178V177H44ZM50 178V177H49ZM70 178V177H69ZM72 178V177H71ZM79 179H81L80 177H78ZM86 178V176H85ZM89 178V177H88ZM129 178V177H128ZM145 178V177H144ZM158 178V176H157ZM235 179V177H233ZM10 179V178H9ZM41 179V178H40ZM90 179V178H89ZM94 179V178H93ZM176 179V177H175ZM249 179V178H248ZM258 179V177H257ZM4 180V178H3ZM29 180V179H28ZM33 180V179H32ZM31 180V181H32ZM91 180V179H90ZM129 180H132L131 178ZM137 180V179H136ZM135 180V181H136ZM174 180V179H173ZM237 180V179H236ZM6 181V178H5ZM10 181V180H9ZM13 181V180H12ZM97 181V180H95ZM149 181V180H148ZM163 181V180H162ZM204 181V180H203ZM233 181V180H232ZM7 182V181H6ZM41 182V181H40ZM55 182V181H54ZM100 182V181H99ZM131 182V181H130ZM153 182V181H152ZM9 183V182H8ZM38 183V182H36ZM82 183V182H81ZM139 183V182H138ZM147 183V182H146ZM232 183V182H231ZM16 184V183H15ZM27 184V182H26ZM26 184L24 186H26ZM40 184V183H38ZM79 184V183H77ZM102 184V183H101ZM30 185V184H29ZM28 185V186H29ZM129 185V183H128ZM19 186V185H18ZM23 186V187H24ZM81 186V185H80ZM145 186V185H144ZM16 186H14L15 188ZM34 187H37L34 186ZM47 187V186H46ZM51 187V186H50ZM96 187V186H95ZM102 187V186H101ZM264 187V186H263ZM11 188V186H10ZM18 188V187H17ZM31 188V187H30ZM77 188V187H76ZM81 188V187H80ZM98 187V191H99ZM13 189V187H12ZM24 189V188H22ZM36 189V188H35ZM79 189V188H78ZM10 190V189H9ZM32 190V189H31ZM62 190V189H61ZM70 190V189H69ZM89 190V189H88ZM87 190V191H88ZM15 191V190H14ZM17 191V190H16ZM22 191V190H21ZM54 191V190H53ZM63 191V190H62ZM72 191V190H71ZM74 191V190H73ZM28 192V191H26ZM31 192V191H30ZM35 192V190H34ZM42 192V190L40 191ZM52 192V191H51ZM70 192V191H69ZM77 192V190H76ZM81 192V191H80ZM39 193V192H38ZM43 193V192H42ZM91 193V192H90ZM158 193V192H157ZM255 193V192H254ZM11 194V193H10ZM26 194V193H25ZM24 194V195H25ZM36 194V193H35ZM53 194V193H51ZM55 194V193H54ZM65 194V193H63ZM70 194V193H69ZM73 194V193H72ZM129 194V193H128ZM134 194V193H133ZM7 195V194H6ZM9 195V194H8ZM31 195V194H30ZM59 195V193H58ZM81 195V194H80ZM86 195V194H85ZM88 195V194H87ZM90 195V194H89ZM99 195V194H98ZM22 196V195H21ZM37 196V195H36ZM69 196V195H68ZM154 196V195H153ZM158 196V195H157ZM26 197V196H25ZM29 197V196H28ZM48 197V196H47ZM51 197V196H50ZM79 197V196H77ZM85 197V196H84ZM133 197V196H132ZM137 197H139V195H137ZM143 197V196H141ZM44 198V197H43ZM58 198V197H56ZM71 198V196H70ZM98 198V197H97ZM156 198V197H154ZM153 198V199H154ZM158 198V197H157ZM156 198V199H157ZM31 199V198H30ZM36 199V198H34ZM49 199V198H48ZM55 199V198H53ZM76 199V198H75ZM82 199V197H81ZM88 199V198H87ZM86 199V200H87ZM130 199V198H129ZM159 199V198H158ZM161 199V198H160ZM176 199V198H175ZM174 199V202H175ZM6 200V199H5ZM13 200V199H11ZM28 200V199H27ZM60 200V199H57ZM62 200V199H61ZM60 200V202H61ZM134 200V199H132ZM168 200V199H167ZM14 201V200H13ZM17 201V200H16ZM19 201V200H18ZM31 201V200H30ZM29 201V203H30ZM44 201V200H43ZM53 201V200H52ZM71 201V200H70ZM95 201V200H94ZM23 202V201H22ZM26 202V201H25ZM24 202V203H25ZM28 202V201H27ZM34 202V201H33ZM59 202V203H60ZM78 202V201H77ZM76 202V203H77ZM83 202V201H82ZM89 202V201H88ZM97 202V201H96ZM3 203V202H1ZM16 203V202H15ZM20 203V202H19ZM28 203V204H29ZM35 203V202H34ZM41 203V202H40ZM52 203V202H51ZM49 203V205L51 204ZM57 203V202H54ZM53 203V204H54ZM168 203V202H166ZM171 203V202H169ZM18 204V203H17ZM21 204V203H20ZM47 204V203H46ZM51 204V205H53ZM81 204V203H80ZM85 204V203H84ZM139 204V203H137ZM43 206L45 204H42ZM48 205V204H47ZM58 205V204H56ZM55 205V206H56ZM65 205V204H64ZM73 205V204H72ZM144 205V203H143ZM162 205V204H160ZM182 205V204H181ZM3 206V204H2ZM1 206V207H2ZM5 206V205H4ZM3 206V207H4ZM8 206V205H7ZM24 206V204H23ZM31 206V204L29 205ZM38 206V205H37ZM80 206V205H79ZM98 206V205H97ZM148 206V205H146ZM0 207V208H1ZM2 207V208H3ZM17 207V205H16ZM15 207V208H16ZM81 207V206H80ZM84 207V206H83ZM94 207V206H93ZM151 207V206H150ZM6 208V207H4ZM14 208V209H15ZM24 208V207H23ZM50 208V207H49ZM65 208V207H64ZM72 207H70L71 209ZM77 208V206H76ZM142 208V207H141ZM146 208V207H145ZM144 208V209H145ZM180 208V207H179ZM8 209V208H6ZM17 209V208H16ZM15 209V210H16ZM19 209V208H18ZM44 209V208H43ZM79 209V207H78ZM84 209V208H83ZM93 209V208H92ZM99 209V207H98ZM137 209V208H136ZM143 209V210H144ZM152 209V208H151ZM10 210V209H9ZM12 210V209H11ZM20 210V209H19ZM35 210V208H34ZM53 210V209H52ZM57 210V209H56ZM75 210V209H74ZM138 210V209H137ZM142 210V209H141ZM148 210V209H147ZM146 210V211H147ZM62 211V210H61ZM67 213L64 214L63 216H61V214H59V220L61 222H66L67 224H69L70 221V213H68V209L66 208ZM70 211V210H69ZM92 211V210H91ZM136 211V210H135ZM134 211V212H135ZM153 211V210H152ZM170 211V210H169ZM15 212V211H14ZM41 212V211H40ZM48 212V211H47ZM54 212V211H53ZM56 212V211H55ZM64 212V210H63ZM75 212V211H74ZM80 212V211H78ZM140 213L142 211L138 210L136 211V213ZM253 212V211H252ZM30 213V210H29ZM43 213V212H42ZM46 212H44L45 214ZM61 213V212H60ZM86 213V211H85ZM92 213V212H91ZM97 213V212H96ZM135 213V214H136ZM138 213V214H139ZM143 213V212H142ZM171 213V211H170ZM169 213V214H170ZM13 214V213H11ZM16 214V213H15ZM32 214V213H31ZM36 214V213H35ZM43 214V215H44ZM48 214V213H47ZM46 214V215H47ZM94 214V213H93ZM133 214V213H132ZM145 214V213H144ZM148 214V213H147ZM172 214V213H171ZM180 214V213H179ZM3 215V214H2ZM14 215V214H13ZM18 215V214H17ZM26 215V214H25ZM49 215V214H48ZM78 215V214H77ZM82 215V214H81ZM137 215V214H136ZM6 216V215H5ZM23 216V215H22ZM30 216V214H29ZM55 216V214H54ZM138 216V215H137ZM140 216V215H139ZM145 216V215H144ZM147 216V215H146ZM145 216V217H146ZM171 217H173L172 215H170ZM182 216V215H181ZM260 216V214H259ZM262 216V215H261ZM35 217V216H34ZM45 217V216H44ZM48 217V216H47ZM45 217V218H47ZM149 217V216H148ZM41 218V217H40ZM79 218V217H78ZM77 218V219H78ZM82 219V217H80ZM99 218V217H98ZM143 218V216H142ZM182 218V217H180ZM25 219L28 220V218L25 217ZM86 220V218H83ZM100 219V218H99ZM98 219V220H99ZM139 219V218H137ZM148 219V218H147ZM260 219V218H259ZM7 220V219H6ZM12 220V219H11ZM39 220V219H38ZM44 220V219H43ZM46 220V219H45ZM74 220V219H73ZM84 220V221H85ZM102 220V219H100ZM103 220V221H104ZM128 220L126 222H128ZM141 220V219H140ZM256 220V219H255ZM261 220V219H260ZM33 221V220H32ZM42 221V220H41ZM40 221V223H41ZM49 221H51V219H49ZM58 221V220H57ZM59 221V222H60ZM131 221V220H130ZM263 221V220H261ZM36 222V221H35ZM39 222V221H38ZM44 222V221H43ZM52 222V221H51ZM56 222V221H55ZM72 222V220L70 221ZM77 222V221H76ZM75 222V223H76ZM79 222V220H78ZM122 222V221H121ZM124 222V223H126ZM183 222V221H182ZM258 222V221H257ZM21 223V222H20ZM19 223V224H20ZM29 223V222H28ZM3 224V223H2ZM1 224V225H2ZM18 224V223H17ZM35 225H37V223H34ZM42 224V223H41ZM40 224V225H41ZM44 224V223H43ZM73 224V222H72ZM99 224V223H98ZM102 224V223H101ZM115 224V223H114ZM123 224V223H121ZM130 225V222L127 223ZM178 224V223H177ZM182 224V223H181ZM4 225V224H3ZM57 225V223H56ZM96 225V224H95ZM124 225V224H123ZM126 225V224H125ZM164 225V224H163ZM258 225V224H257ZM19 226V225H18ZM33 226V225H32ZM46 226V225H45ZM45 226L43 225V227L45 228ZM71 226V225H70ZM78 226H80L78 224ZM92 226V225H91ZM90 226V227H91ZM94 226V225H93ZM101 226V225H100ZM99 226V227H100ZM104 226V225H103ZM116 226V224L114 225ZM133 226V225H132ZM136 224V227L139 228ZM183 226V225H181ZM11 227L12 224H11ZM35 227V226H34ZM37 227V226H36ZM42 227V226H41ZM49 227V226H47ZM97 227V226H96ZM160 228V226H158ZM180 227V226H179ZM262 227V225H261ZM261 227H259L260 229H262ZM3 228V227H2ZM66 228V227H65ZM102 228V226H101ZM115 228V227H114ZM119 228V227H118ZM156 228V227H155ZM163 228V226H162ZM160 228V229H162ZM200 228V227H199ZM246 228V227H245ZM264 228V227H263ZM18 229V227H17ZM20 229V228H19ZM37 229V228H36ZM51 229V228H50ZM54 229V228H53ZM76 229V228H75ZM97 229V228H96ZM107 229V228H106ZM105 229V230H106ZM120 229V228H119ZM118 229V230H119ZM125 229V228H124ZM159 229V230H160ZM230 229V228H229ZM236 229V228H235ZM1 230V229H0ZM8 231V229H6ZM11 230V229H10ZM42 230V229H40ZM49 230V229H47ZM60 230V229H59ZM94 230V229H93ZM100 230V229H99ZM103 229V233L105 231ZM111 232L112 230L109 229ZM117 230V231H118ZM126 230V229H125ZM128 230V228H127ZM141 230V229H140ZM232 230V229H231ZM4 231V230H3ZM13 231V230H12ZM33 231V230H32ZM46 231V230H45ZM54 230H51V232ZM58 231V230H57ZM63 231V230H62ZM81 231V229H80ZM97 231V230H96ZM102 231V229H101ZM116 231V230H115ZM164 231V229H163ZM172 231V230H170ZM181 231V230H179ZM198 231V230H197ZM261 231V230H260ZM1 232V231H0ZM5 232V231H4ZM42 232V231H41ZM50 232V231H49ZM68 232V231H67ZM106 232V231H105ZM108 232V231H107ZM106 232V233H107ZM111 232L108 234L110 235ZM166 232V231H165ZM174 232V230H173ZM171 233L172 236H174V233ZM235 232V231H234ZM255 232V231H254ZM8 233V232H7ZM21 233V232H19ZM44 233V232H43ZM42 233V234H43ZM120 233V232H119ZM124 233V231H123ZM126 233V232H125ZM132 233V232H131ZM192 233V232H191ZM244 233V231H243ZM261 233V232H260ZM259 233V234H260ZM25 234V233H23ZM33 234H35V232L33 231ZM32 234V235H33ZM42 234H40L42 236ZM47 234V233H46ZM53 234V233H52ZM56 234V233H55ZM101 234V233H100ZM136 234V233H135ZM174 234V235H173ZM15 235V234H14ZM49 234H47L48 236ZM51 235V234H50ZM70 235V234H69ZM106 235V234H105ZM123 235V234H121ZM120 235V236H121ZM246 235V234H245ZM1 236L5 237V235H3V233L1 234ZM0 236V237H1ZM17 236H20L17 235ZM22 236V235H21ZM36 236V235H35ZM53 236V235H52ZM76 235H74L73 237H75ZM85 236V234H84ZM101 236V235H100ZM114 237V235H112ZM112 236L111 239L113 238ZM118 236V235H117ZM115 234V237H117ZM254 236V235H253ZM255 236H258L255 234ZM260 236V235H259ZM8 237V236H7ZM24 237V236H23ZM45 238V235L42 236ZM51 237V236H50ZM49 237V238H50ZM62 237V236H61ZM78 237V236H77ZM75 237V238H77ZM119 237V236H118ZM132 237V236H131ZM134 237V236H133ZM177 237V235H176ZM180 237V235H179ZM231 237V236H230ZM10 238V237H9ZM31 238V236H30ZM40 238V237H39ZM44 238H42L44 240ZM48 238V237H47ZM46 238V240H47ZM48 238V239H49ZM59 238V237H58ZM101 238V237H100ZM105 238V237H104ZM108 238V237H107ZM107 238H105L104 240H106ZM123 239V236L121 237ZM172 238V237H171ZM260 238V237H259ZM2 239V237H1ZM24 239V238H23ZM26 239V237H25ZM24 239V240H25ZM33 239V238H32ZM35 240H37L36 238H34ZM111 239H109L110 241H112ZM173 239V238H172ZM182 239V238H181ZM186 239V238H185ZM190 239V238H189ZM188 239V240H189ZM224 239V238H223ZM255 239V238H254ZM3 240V239H2ZM7 240V239H6ZM20 240V239H19ZM22 240V239H21ZM20 240V241H21ZM27 240V239H26ZM41 240V239H40ZM64 240V239H63ZM94 240V239H93ZM124 240V239H123ZM162 240V239H160ZM4 241V240H3ZM48 241V240H47ZM58 241V240H57ZM71 241V240H70ZM114 241V240H113ZM117 241V240H116ZM176 241V239H175ZM259 241V240H258ZM10 245L12 243V241H10ZM14 242V240H13ZM23 242V241H22ZM42 242V241H41ZM44 242V241H43ZM53 242V241H52ZM59 242V241H58ZM73 242V241H72ZM107 242V241H106ZM165 244V241H162ZM178 242V240L176 241ZM187 242V241H186ZM231 242V241H230ZM238 242V241H237ZM5 243V241H4ZM9 243V242H8ZM26 243V242H25ZM24 244V246L28 245L27 243ZM40 243V242H39ZM48 243V242H47ZM50 243V242H49ZM55 244H57L56 242H54ZM53 243V244H54ZM101 243V241H100ZM137 243V242H136ZM172 242L170 241V244ZM258 243V242H257ZM15 246H17V242H15ZM51 244V243H50ZM64 244V243H63ZM95 244V243H94ZM106 244V243H105ZM104 244V245H105ZM149 244V243H148ZM163 244V246H164ZM170 246L169 243H166ZM186 244V243H185ZM5 245V244H4ZM11 245V246H12ZM101 245V244H100ZM151 245V244H150ZM156 245H159L158 243ZM234 245V244H233ZM242 245V244H241ZM259 245V244H258ZM10 246V248H11ZM14 246V245H13ZM12 246V247H13ZM21 246V245H20ZM21 246V247H24ZM30 246V245H29ZM62 246V245H60ZM152 246V245H151ZM162 246V245H161ZM225 246V245H224ZM237 246V245H236ZM254 246V245H253ZM66 247V246H65ZM135 247V246H134ZM172 247V245H171ZM174 247V246H173ZM176 247V246H175ZM226 247V246H225ZM235 247V246H234ZM239 247V245H238ZM15 247H13L14 249ZM20 248V247H19ZM18 248V249H19ZM45 248V247H44ZM52 248V247H51ZM55 248V247H54ZM148 248V247H147ZM146 248V249H147ZM153 248V247H152ZM152 248L150 250H152ZM166 248V247H165ZM241 248V247H240ZM25 249V247H24ZM28 249V248H27ZM33 249V248H32ZM67 249V248H66ZM72 249V248H71ZM74 249V248H73ZM76 249V248H75ZM103 249V247H102ZM101 249V250H102ZM148 249V251H149ZM172 249V248H171ZM170 249V250H171ZM227 249V248H226ZM238 249V248H237ZM2 250V249H1ZM26 250V249H25ZM35 250V249H33ZM32 250V251H33ZM44 250V249H43ZM79 250V249H78ZM87 250V249H86ZM99 250V249H98ZM105 250V249H103ZM257 250V249H256ZM3 251H5V248L3 249ZM48 251V250H47ZM69 251V250H68ZM84 251V250H83ZM88 251V250H87ZM147 251V252H148ZM169 251V250H167ZM177 251V250H176ZM7 252V250L5 251ZM3 252V253H5ZM9 252V251H8ZM18 252L20 253V250H18ZM25 252V251H23ZM21 252V253H23ZM29 252V251H28ZM37 252V251H36ZM52 252V251H51ZM82 252V251H81ZM86 253V251H84ZM83 252V253H84ZM96 252V251H95ZM153 252V251H150ZM162 252V251H161ZM160 252V253H161ZM172 252V251H171ZM233 252V251H232ZM1 253V252H0ZM15 253V251L13 252ZM34 253V252H33ZM44 253H46L44 251ZM54 253V252H52ZM73 253V252H72ZM89 254H91L90 252H88ZM145 253V252H144ZM159 253V254H160ZM164 253V252H163ZM167 253V252H166ZM264 253V252H263ZM9 255V253H7ZM25 254V253H24ZM67 254V253H66ZM65 254V255H66ZM148 254V253H146ZM224 254V253H223ZM2 255V254H1ZM31 255V254H30ZM29 255V256H30ZM35 256V253L33 254ZM29 257V258H33L34 257ZM42 255V254H40ZM95 255V254H94ZM107 255V254H106ZM105 255V256H106ZM150 255V254H149ZM148 255V256H149ZM179 255V254H178ZM182 255V254H181ZM184 255V254H183ZM12 256V255H11ZM9 255V257H11ZM27 256V255H26ZM48 256V255H46ZM45 256V257H46ZM59 256V255H58ZM93 256V254H92ZM91 256V257H92ZM101 256V255H100ZM105 256L104 259H105ZM108 256V255H107ZM140 256V255H139ZM138 256V257H139ZM147 256V257H148ZM159 256V255H158ZM156 256V258L158 257ZM162 256V255H160ZM1 257V256H0ZM15 257V254H14ZM18 257V256H17ZM52 257V256H51ZM144 257V256H142ZM154 257V256H153ZM165 257V256H164ZM172 257V256H171ZM2 258V257H1ZM20 259V257H18ZM35 258L37 259L38 257L35 256ZM72 258V257H71ZM88 259V257H86ZM134 258V257H133ZM11 258L7 259L10 260ZM39 259V258H38ZM37 261H40L38 260ZM46 259H49V257ZM45 259V260H46ZM67 259V258H66ZM93 259V258H92ZM138 259V258H136ZM135 259V260H136ZM14 259L12 258V261ZM18 260V259H15ZM35 260V259H34ZM42 260V258H41ZM60 260V259H59ZM64 260V259H63ZM168 260V259H167ZM184 260V259H182ZM259 260V259H258ZM2 261V260H1ZM4 261V260H3ZM6 261V260H5ZM49 260H47L48 262ZM133 261V262H132ZM132 263H136L134 262V260H132ZM139 261V259H138ZM137 261V262H138ZM142 261V260H141ZM165 261V260H164ZM224 261V260H223ZM18 263H21L20 261H17ZM43 262V261H42ZM53 262V261H52ZM105 262V261H104ZM163 262V260H162ZM166 262V261H165ZM3 263V262H2ZM40 263V262H39ZM45 263V262H44ZM49 263V262H48ZM54 263V262H53ZM70 263V262H69ZM73 263V262H72ZM84 263V262H83ZM160 263V262H159ZM164 263V262H163ZM178 263V262H177ZM176 263V264H177ZM182 263V262H180ZM186 263V262H185ZM189 263V262H188ZM6 264V262H5ZM30 264V263H29ZM46 264V263H45ZM52 264V263H51ZM55 264V263H54ZM102 264V263H101ZM137 264V263H136ZM149 264V263H148ZM183 264V263H182ZM247 264V263H246Z\"/></svg>","mask_w":264,"mask_h":264}]
</instances>
